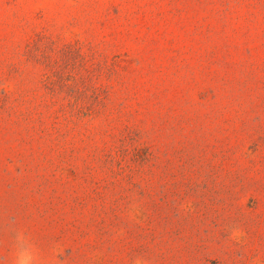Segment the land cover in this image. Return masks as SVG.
Masks as SVG:
<instances>
[{
    "label": "rangeland",
    "instance_id": "obj_1",
    "mask_svg": "<svg viewBox=\"0 0 264 264\" xmlns=\"http://www.w3.org/2000/svg\"><path fill=\"white\" fill-rule=\"evenodd\" d=\"M0 264H264V0H0Z\"/></svg>",
    "mask_w": 264,
    "mask_h": 264
},
{
    "label": "clouds",
    "instance_id": "obj_2",
    "mask_svg": "<svg viewBox=\"0 0 264 264\" xmlns=\"http://www.w3.org/2000/svg\"><path fill=\"white\" fill-rule=\"evenodd\" d=\"M18 251L16 264H36V257L31 248L27 246V241L22 233H17L16 236Z\"/></svg>",
    "mask_w": 264,
    "mask_h": 264
},
{
    "label": "crops",
    "instance_id": "obj_3",
    "mask_svg": "<svg viewBox=\"0 0 264 264\" xmlns=\"http://www.w3.org/2000/svg\"><path fill=\"white\" fill-rule=\"evenodd\" d=\"M1 156V155H0Z\"/></svg>",
    "mask_w": 264,
    "mask_h": 264
}]
</instances>
